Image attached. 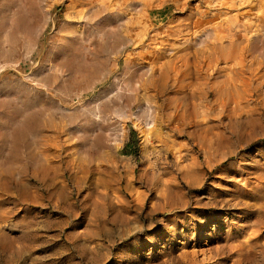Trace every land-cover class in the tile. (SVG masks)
<instances>
[{
    "label": "rangeland",
    "instance_id": "rangeland-1",
    "mask_svg": "<svg viewBox=\"0 0 264 264\" xmlns=\"http://www.w3.org/2000/svg\"><path fill=\"white\" fill-rule=\"evenodd\" d=\"M110 2L0 0V264H264V0Z\"/></svg>",
    "mask_w": 264,
    "mask_h": 264
},
{
    "label": "bare ground",
    "instance_id": "bare-ground-1",
    "mask_svg": "<svg viewBox=\"0 0 264 264\" xmlns=\"http://www.w3.org/2000/svg\"><path fill=\"white\" fill-rule=\"evenodd\" d=\"M142 2H144V0H141ZM97 2V1H96ZM139 2V0H116V2H110V4L112 5L111 7H110V11H111V17L112 18H114V20L116 21V30H118L119 31V33H120V31L122 32L123 31V34L121 35L122 36V38L125 40V41H127V42H133L132 41V38L130 37V36H127V34H125L124 33V31H126V26H128V25H130L131 24V22H132V19H131V17H128V16H125V17H123L122 15H121V13H120V10H121V8L123 7H127V6H133L134 4H136V3H138ZM82 3V2H81ZM143 5H144V3H143ZM107 7H109L107 4H101V2L93 9V10H91V12H92V14L93 15H96V14H98V12H101V11H105V10H107L106 8ZM90 9V8H89ZM87 12V11H86ZM90 13V12H89ZM109 14V13H108ZM85 15V14H84ZM87 16V15H86ZM103 16V15H102ZM87 17H89V14H88V16ZM87 17H85V18H87ZM105 17V16H104ZM106 19H109V18H111V17H108V15H106ZM89 18H91V17H89ZM107 21V20H106ZM134 22V21H133ZM20 26V25H19ZM206 28V27H205ZM97 29V28H96ZM180 29V28H179ZM205 31H204V33H203V35H205L206 37H208L209 35H210V30L209 29H204ZM174 32V31H173ZM19 33V32H18ZM126 33H127V31H126ZM171 33V32H170ZM169 33V34H170ZM13 34V33H12ZM19 35V34H18ZM103 35H104V33H103ZM204 36V37H205ZM210 37V36H209ZM202 38V37H201ZM256 38V37H255ZM254 40H256V39H254ZM259 41H260V39H259ZM234 42H236V41H234ZM256 42H257V40H256ZM15 43V42H14ZM197 43H199V42H197ZM231 44V43H230ZM256 44V43H255ZM255 44L253 45V47H252V51H254L255 49H253L254 48V46H255ZM258 44V43H257ZM232 45V44H231ZM234 45V44H233ZM218 46V45H217ZM250 46V45H249ZM252 46V45H251ZM4 48V47H3ZM247 48V47H246ZM249 49L251 48V47H248ZM216 49H221V51H222V49H223V47H220V48H218V47H216ZM245 49V48H244ZM261 49H262V52H264V44H262V46H261ZM157 50V49H156ZM160 50V49H159ZM206 49H204V51H205ZM208 50V49H207ZM214 50H215V47H214ZM7 51V50H6ZM162 51V50H161ZM161 51H158V52H161ZM213 51V50H212ZM220 51V50H219ZM218 51V53H221V52H219ZM246 51V50H245ZM8 52V51H7ZM157 52V53H158ZM211 52V51H210ZM213 53V52H212ZM217 53V52H216ZM11 54H13V53H11ZM160 54V53H159ZM196 54V53H195ZM208 54H210V55H207V56H205V54L203 53V55L205 56V58H208L209 60H208V62L206 63L207 65H206V67H205V69H207L208 67L207 66H211V65H209L210 64V62H211V53H209L208 52ZM74 55V54H73ZM219 55V54H218ZM222 55V54H221ZM187 56V55H186ZM203 56V57H204ZM229 56V55H228ZM263 56V55H262ZM223 58L222 59H224L225 57H224V55L222 56ZM197 58V57H196ZM200 58V57H199ZM229 58V57H228ZM232 58V57H231ZM235 58V57H234ZM170 59V58H169ZM178 59V58H177ZM201 59H202V57H201ZM221 59V60H222ZM182 60V59H181ZM199 60V59H198ZM171 61H172V59H171ZM60 62H62V61H60ZM64 62H66L65 60H64ZM63 62V63H64ZM182 63H185L186 64V62H187V60H185V59H183L182 61H181ZM63 63H61V65L63 64ZM154 63V62H153ZM174 63V62H173ZM190 63V62H189ZM188 63V64H189ZM193 63V62H192ZM194 63H197V62H195L194 61ZM201 63V62H200ZM212 63V62H211ZM237 63H239V62H237ZM251 63V62H250ZM57 64H59L60 65V63H57ZM172 64V63H171ZM175 64H176V62H175ZM185 64H183V65H185ZM187 64V65H188ZM202 64V63H201ZM240 64V63H239ZM60 65V66H61ZM64 65V64H63ZM63 65H62V67H63ZM155 65V64H154ZM167 65L169 66V68H172V66L171 65H169V63H168V61H167ZM182 65V66H183ZM195 65V64H194ZM213 65V64H212ZM219 65V64H218ZM53 66V65H52ZM59 66V67H60ZM198 66H200V65H198ZM203 66V65H202ZM51 67V66H50ZM161 67L162 66H160V70L162 71V69H161ZM166 68H168L167 66H165ZM243 67H244V64H243ZM53 68V67H52ZM150 67L148 66V67H145V69L144 68H142L143 70L142 71H144V73H147L149 70ZM166 68H164V69H166ZM187 68V67H186ZM189 68V67H188ZM202 68V67H201ZM204 68V67H203ZM221 68V67H220ZM55 69V68H54ZM159 69V68H158ZM181 69V68H180ZM211 69H212V67H211ZM213 69H214V67H213ZM243 69H245V67L243 68ZM248 69V68H247ZM154 70V69H153ZM156 70V69H155ZM188 70V69H187ZM246 70V69H245ZM209 71V70H208ZM211 71H213V70H211ZM218 71H219V69H218ZM238 71V70H237ZM236 71V72H237ZM240 71V70H239ZM242 71H244V70H242ZM185 72H188V71H185ZM193 72H195V71H193ZM203 72V71H202ZM251 71H249V73H250ZM51 73V72H50ZM197 73H198V71H197ZM205 73V75L204 74H202V75H204V76H201V79H198V77H197V79L195 80V81H197V80H201V82L199 81V82H195L196 83V86H198V87H200V86H205V84H203L204 83V81L206 82V80L208 79V72H204ZM210 73V72H209ZM139 74H141V73H139ZM142 74H143V72H142ZM189 74V73H188ZM193 74V73H192ZM187 75V74H186ZM186 75H184L183 77H185ZM191 75V74H190ZM200 74H197V76H199ZM241 75H243V74H241ZM249 75V74H248ZM171 76V75H170ZM257 77V74H252L251 75V77L250 78H248V79H244V77H243V79L245 80V82H243V84H246V85H249L250 83L251 84H253V82H255L256 83V85L257 86H260L262 83V79H260L261 78V76L262 75H260V77H259V79H260V81L259 82H257V80H258V78L256 79V77ZM259 76V75H258ZM167 77V76H166ZM200 77V76H199ZM211 77V76H210ZM255 77V78H254ZM158 78V77H157ZM164 78V77H163ZM169 78V77H168ZM180 78V77H179ZM178 78V79H179ZM189 78V77H188ZM214 78V76L212 77V79ZM177 79V78H176ZM186 79V78H185ZM194 79V78H193ZM241 79V78H240ZM243 79H242V81H243ZM149 80V79H148ZM173 80V79H172ZM264 80V79H263ZM190 81V80H189ZM211 82V84L212 83H214V82H212V80H210ZM238 81V80H237ZM242 81H241V83H242ZM163 82H164V80H163ZM175 82V81H174ZM173 82V83H174ZM180 82V81H179ZM186 82V81H185ZM208 82V81H207ZM264 82V81H263ZM176 83H177V81H176ZM188 83V82H187ZM240 83V84H241ZM191 84V83H190ZM203 84V85H202ZM208 84L206 83V86H207ZM210 85V84H209ZM235 87H236V85H235V82H234V84H233ZM211 86V85H210ZM208 87V86H207ZM205 88V87H204ZM207 89H211V88H207ZM201 90V89H200ZM162 91V90H161ZM205 94V93H204ZM206 94H207V90H206ZM108 96V95H107ZM109 96H110V94H109ZM216 97V96H215ZM110 98V97H109ZM97 99H99V98H97ZM102 100V99H101ZM170 100V99H169ZM100 101V100H99ZM103 101V100H102ZM95 102V101H94ZM108 102V101H107ZM107 102H105V103H107ZM170 102V101H169ZM148 103V102H147ZM141 104V103H140ZM102 105H104V104H102ZM100 106V105H99ZM117 106V105H116ZM95 108L96 109H98L97 108V106H95ZM115 108V107H114ZM99 110V109H98ZM101 110V109H100ZM117 111V110H116ZM123 111V110H122ZM138 111V112H137ZM137 111H135L134 113H132V114H134V116H138L137 114H139L140 115V111H142V113H144V114H142L143 116L145 115V118H146V126H147V129L148 128H150V127H152L153 125L152 124H154L153 123V115H154V108L151 106V105H149V104H145V107L143 108V109H141L140 108V105H138V109H137ZM206 111V110H205ZM93 112V111H92ZM238 112V111H237ZM94 113V112H93ZM98 113V112H97ZM106 113V112H105ZM123 113V112H122ZM94 115V114H93ZM105 115V114H104ZM95 116H96V114H95ZM93 117V116H92ZM106 117V116H105ZM95 118V117H94ZM94 129V128H93ZM101 131V130H100ZM93 132V131H92ZM237 133V132H236ZM113 139H115V138H113ZM48 169V168H47ZM196 169V168H195ZM42 170H44V169H42ZM41 170V171H42ZM45 171V170H44ZM42 173V172H41ZM189 173V172H188ZM47 174V173H46ZM179 202V201H178ZM211 218H213V216H211ZM221 246H219V247H215V248H213V249H208V251H189V252H183V253H181L180 255H179V259H180V263L181 264H216V261H217V259H216V257L214 258V259H212V257L213 256H211L210 254H212L214 251H216V250H218L219 248H220ZM198 255H201V257H198ZM222 259V258H221ZM174 263V262H173ZM173 263H169V264H173ZM177 264V263H176Z\"/></svg>",
    "mask_w": 264,
    "mask_h": 264
}]
</instances>
